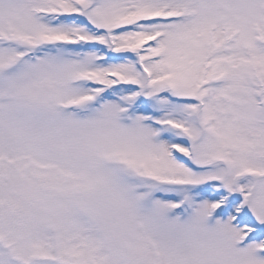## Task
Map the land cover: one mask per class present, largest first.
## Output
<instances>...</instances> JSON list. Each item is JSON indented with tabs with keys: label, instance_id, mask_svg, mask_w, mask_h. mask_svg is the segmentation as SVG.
<instances>
[{
	"label": "snow or ice",
	"instance_id": "obj_1",
	"mask_svg": "<svg viewBox=\"0 0 264 264\" xmlns=\"http://www.w3.org/2000/svg\"><path fill=\"white\" fill-rule=\"evenodd\" d=\"M0 264H264V0H0Z\"/></svg>",
	"mask_w": 264,
	"mask_h": 264
}]
</instances>
